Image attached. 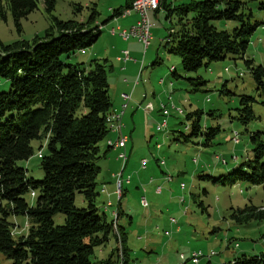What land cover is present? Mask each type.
Wrapping results in <instances>:
<instances>
[{
  "label": "trees",
  "instance_id": "obj_1",
  "mask_svg": "<svg viewBox=\"0 0 264 264\" xmlns=\"http://www.w3.org/2000/svg\"><path fill=\"white\" fill-rule=\"evenodd\" d=\"M37 1H0V16L5 19L8 10L19 33L21 20L37 8ZM131 1L125 0L123 6L114 9L111 18L119 16ZM54 2L44 0L47 12L54 8ZM159 3L169 22L164 47L179 56L184 71H196L228 54L236 55L243 59L255 89L264 92V63L255 64L244 58L250 36L260 23L251 20L252 12L244 1L186 0L172 5L159 0ZM261 6L264 7V0ZM96 15L93 7L86 21L51 16L53 23L43 35L7 44L0 41V77L9 81L8 89L0 91V252L10 264H92L95 249L104 246L111 236L116 245L99 263L128 262L126 232L116 221L121 197L116 200L117 217L112 211L114 219L109 221L95 205L96 177L100 171L96 160L102 155L98 144L110 132L107 117L113 112L106 59L94 58L88 63L66 61L100 36L107 20L100 24L95 21ZM218 19L236 21L238 25L230 31L217 29L210 22ZM170 74L178 77L175 69ZM188 81L194 90L205 84L200 76ZM252 100L243 95L240 107L236 108L238 115L234 117L244 124L254 118L247 102ZM173 110L176 111L175 107ZM201 114L196 109L185 115L190 121V131L187 135L180 132L181 140L190 141L201 134ZM204 128L201 144L210 146L219 127ZM45 137V152L39 153L43 177L35 179L18 161L33 155L32 140ZM249 141L250 157L216 178L204 174L200 178L222 185L241 181L263 183V132H251ZM27 192L34 193L33 204L24 198ZM77 192L82 194L86 206H75ZM57 213L63 215L61 224L53 220ZM17 215L27 217L28 227L25 233L15 235L9 217ZM230 217L238 224L261 220L264 204L233 208ZM225 264H264V250L241 253Z\"/></svg>",
  "mask_w": 264,
  "mask_h": 264
},
{
  "label": "rangeland",
  "instance_id": "obj_2",
  "mask_svg": "<svg viewBox=\"0 0 264 264\" xmlns=\"http://www.w3.org/2000/svg\"><path fill=\"white\" fill-rule=\"evenodd\" d=\"M0 1L4 3V0ZM173 1L167 0V3ZM178 1L181 2L177 0L176 3ZM242 1L252 12L251 20L260 22L250 36L244 58L252 59L255 64H263V0ZM123 3L124 0H55L54 8L47 12L44 0H38L37 8L21 20L19 33L8 10L5 19L0 16V41L7 44L16 39L31 40L35 35H43L53 23L51 16L60 20L86 21L94 7L97 12L95 21L101 24L107 20L102 25L100 36L84 49V53L76 51L66 61L88 63L94 58L100 61L106 59L108 91L114 105V89L121 84L120 79L125 77L129 83H133L136 77L134 74L130 79L128 72L120 71L116 54L125 47L138 51V62L142 58V45L137 39L124 41L118 34V39L111 34L110 27L116 25L112 21L117 19L111 18L112 10ZM165 14L164 9L155 14L149 12L151 39L143 66L137 73L136 78L140 82L136 87L137 94H132L122 120L123 130L131 134L132 141L126 148L127 161L122 170L118 148H113L117 151H110L108 156L101 155L96 160L100 171L96 177L98 195L95 205L99 212L105 213L108 221L114 219L111 211L117 206L116 195L106 194L104 187L105 184L115 186L114 175L121 171L124 176H130V181L124 183L122 188L120 205L123 214L116 220L126 232L130 249L126 264H225L241 253L256 254L264 250V218L238 224L230 217L233 208L264 204V182L252 184L241 181L234 185H222L200 178V175L216 178L251 156L249 134L260 131L264 135V92L255 89L243 59L236 55L228 54L224 59L211 61L196 71H184L179 56L169 53L164 41H161L169 26ZM171 20L175 21L174 16ZM210 23L217 29L228 31L238 25L236 21L223 19L211 20ZM116 45L119 51L113 50ZM155 60L157 63L153 64ZM173 69L178 77L170 74ZM197 76L205 84L194 90L188 78ZM8 87L9 81L0 77V91ZM143 93L147 97L142 98ZM243 95L253 98L247 102L251 104L254 118L245 124L234 117L238 115L236 108L240 107L239 100ZM161 102L167 103L168 116L162 114ZM145 103L152 110H147ZM173 106L177 108L176 111L171 109ZM196 109L202 111L201 134L205 131L204 127H219L210 146L201 144L204 141L201 134L190 141H183L179 137L180 132L185 135L189 133L190 121L185 115ZM164 119L166 127L157 130L158 123ZM231 135L232 140L233 137L237 138V142L230 139ZM106 138L98 144L100 151ZM45 144L46 137L32 140L33 155L27 160L18 161L35 179L43 177L40 155L45 152ZM143 159L146 160L145 164L141 163ZM112 171L114 174H111ZM24 198L33 204L31 193L27 192ZM142 198L146 201L145 205ZM108 199L112 204H106ZM74 204L77 207L86 206L81 193L75 194ZM9 220L14 223L15 235L25 233L28 227L26 216H10ZM53 220L55 224H61L63 215L57 213ZM115 244L111 236L104 246L97 247L92 264H100L99 260L107 256ZM195 250L204 254L198 263L190 259V253ZM210 251L214 253L207 263V253ZM10 263L0 252V264Z\"/></svg>",
  "mask_w": 264,
  "mask_h": 264
},
{
  "label": "built area",
  "instance_id": "obj_3",
  "mask_svg": "<svg viewBox=\"0 0 264 264\" xmlns=\"http://www.w3.org/2000/svg\"><path fill=\"white\" fill-rule=\"evenodd\" d=\"M160 8L161 5L158 2V0H132L130 5L126 8H123L119 14L125 16L131 12H134L138 15V19L134 24L130 25L128 28H118L119 29L118 33L121 36V38L123 40H128L130 38L137 39L142 44L143 47L142 52L144 54L151 39L150 28L152 26V23L149 18V12L158 10ZM161 41H164V38H162ZM118 59L123 62L127 60H133V58L129 55L128 50L126 49L121 51V55L118 56ZM137 83H138V79L136 78V80L134 81V85H136ZM121 98H122V103L120 104V107L114 109V117H107V119L112 120L113 131L117 132V138L113 141L111 148H119L118 158L121 159L122 161L121 169L123 170L125 163L127 161L126 143L128 141V135L122 132V127H123L122 117L128 106L129 100L131 99V93L129 92L121 93ZM162 107H168L167 103L161 102V110ZM145 108L147 110H152V108L148 106L147 103H145ZM230 139L232 140V135ZM145 162H146L145 159L141 161L142 164H145ZM168 179H170V177H168ZM129 181H130V176L129 175L124 176L121 171L116 175H114L115 189L113 190V193L116 195L117 200L121 197L124 183H127ZM142 202L144 205L146 204L144 198H142ZM106 204H112V201L108 199L106 201ZM114 211L116 218L117 210L114 208ZM213 253H214L213 251L207 253V260L211 258ZM203 255L204 254L200 250H195L190 253V259L192 262L198 263L200 261V257Z\"/></svg>",
  "mask_w": 264,
  "mask_h": 264
},
{
  "label": "crops",
  "instance_id": "obj_4",
  "mask_svg": "<svg viewBox=\"0 0 264 264\" xmlns=\"http://www.w3.org/2000/svg\"><path fill=\"white\" fill-rule=\"evenodd\" d=\"M165 3H167V0H163ZM181 2H183V1H185V0H180ZM174 3H170V4H175L176 2H177V0H175V1H173ZM179 2V1H178ZM124 3H125V0H124ZM123 3V4H124ZM180 3V2H179ZM120 6H123V5H119L118 7H120ZM117 7V8H118ZM161 9H163L162 7L159 9V10H156V11H153V13L155 14V13H157L158 11H160ZM114 10V9H113ZM113 10H112V12H113ZM138 19V15L136 14V13H134V12H131V13H129V14H127V15H125V16H122V15H119V16H117V19H115V20H113L112 21V24L113 23H115L116 25L115 26H113V27H110V31H111V29L113 28V29H115V32H111V34L113 35V36H115L114 38H116L117 37V34L119 35V31H118V28H128L130 25H132V24H134L135 22H136V20ZM120 36V35H119ZM121 37V36H120ZM116 39H118V38H116ZM123 40V39H122ZM124 41H127V40H124ZM134 41H136L135 40V38H134ZM137 42H139L138 40H137ZM139 43H141V42H139ZM142 45V44H141ZM149 46V45H148ZM118 45H116L115 47H113V50H115V51H117L118 50ZM125 49V47H123L122 49H120V53L119 54H116V61L121 65L120 66V71H122V72H128L129 73V78L131 79L132 77H133V75L135 74V76L137 77V73H138V71H139V69H140V67L141 66H143V58H144V56L146 57V55H145V53H146V50L148 49V47H147V49L145 50V52H144V54H143V52H142V58L140 59V61L138 62V51L137 50H134V49H129V48H127L126 50H128V52H129V55L133 58V60H127V61H125V62H123V61H121V60H119L118 59V56H120L121 55V51L122 50H124ZM142 49H143V47H142ZM82 53H84V50H80ZM119 51V50H118ZM132 53H133V55H132ZM155 61H157V60H155ZM111 68H112V66H111ZM141 74H142V71H141ZM136 77H135V80H136ZM140 79H141V75H140V78H139V81H140ZM134 80V81H135ZM134 81H133V83L132 82H130L129 83V81L125 78V77H122L121 79H120V85H118V86H116V88L114 89V95H115V97L113 98V100H114V105H112V109H113V112H114V109H117V108H119L120 107V104H121V102H122V99H121V96H120V94L122 93V92H129V93H131V97H132V94H137V89H136V87H137V85L140 83V82H138L136 85H134ZM159 82V81H158ZM161 84V83H160ZM152 94L154 95V90L152 91ZM143 96H145V97H147L146 95H145V93H143L142 94V98H143ZM136 102H137V99H135V101H134V104H136ZM113 104V103H112ZM133 108V107H132ZM122 120H123V117H122ZM123 127H124V124H123ZM123 127H122V132L124 133V134H127L128 135V141H127V143H126V148H127V145H128V143L129 142H131L132 143V141H131V134H129V133H126V132H124V130H123ZM117 138V132H114L113 130H110V132L108 133V135H107V138H106V141L104 142L105 144H104V146H103V149H102V151H100V153H102V155H103V157H105V156H108V154L110 153V151H117L116 149H113V148H110V147H108L107 146V142H108V140H111V141H114L115 139ZM119 154V153H118ZM115 172H117V171H115ZM111 174H114L113 173V171L111 172ZM113 185V184H112ZM113 190H114V186H111V184H105V187H104V191L106 192V194H113ZM117 207V206H116ZM108 209V208H107ZM114 208H112V211H114L113 210ZM112 211H111V213H112ZM121 214H123L122 213V210H121V205H120V215ZM119 218V217H118ZM117 218V219H118ZM116 245V244H115ZM115 247V246H114ZM105 257H107V256H105ZM105 257H103V258H105ZM102 258V259H103ZM211 260V259H210ZM210 260H206L207 261V263H209L210 262Z\"/></svg>",
  "mask_w": 264,
  "mask_h": 264
},
{
  "label": "bare ground",
  "instance_id": "obj_5",
  "mask_svg": "<svg viewBox=\"0 0 264 264\" xmlns=\"http://www.w3.org/2000/svg\"><path fill=\"white\" fill-rule=\"evenodd\" d=\"M158 2H159V0H158ZM161 106V105H160ZM174 109V108H173ZM177 108H175V110H176ZM180 110V109H179ZM161 112H163L162 114L163 115H167L168 114V111H167V109H166V107H162V110H161ZM108 117H114V114L113 113H111ZM107 121H108V123H109V129L110 130H113V122H112V120L111 119H107ZM166 127V122H165V119L163 120V121H161L160 123H158V125H157V127H156V129L157 130H160V129H162V128H165ZM234 138V137H233ZM234 142H237V138H234ZM113 144V141H111V140H108V146L109 147H111V145ZM117 149V148H116ZM119 149V148H118ZM119 156V155H118ZM33 195H34V193H33ZM107 209V208H106Z\"/></svg>",
  "mask_w": 264,
  "mask_h": 264
}]
</instances>
